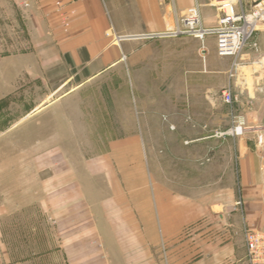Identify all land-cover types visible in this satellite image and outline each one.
Masks as SVG:
<instances>
[{
	"label": "rangeland",
	"instance_id": "obj_1",
	"mask_svg": "<svg viewBox=\"0 0 264 264\" xmlns=\"http://www.w3.org/2000/svg\"><path fill=\"white\" fill-rule=\"evenodd\" d=\"M201 1L207 27H212L217 12L207 0ZM47 30L45 19L38 23L29 8L24 14L13 0H0V45L20 43L21 50L29 51L35 35ZM46 43L44 37V47ZM253 43L257 51L251 48ZM150 48V55L144 49V57L134 62L139 68L125 61L122 68L85 82L69 95L56 86L58 80L39 85L19 77L10 96L2 98L0 256L4 262L67 264L66 235L56 231L51 211L65 193L78 190L97 220L105 203L116 198L122 203L125 191L112 189L108 170L99 161L110 144L129 139L121 134L132 128L143 134L137 140L150 191L151 180L188 196L225 186L216 181L228 160L236 163L238 139L249 129L264 155L260 140L264 137V25L257 27L237 58V71L231 58L217 56L212 37L166 39V57L159 59L157 49ZM157 60L166 61V68L142 66ZM226 88L232 93L230 103L222 97ZM237 120L243 122L242 136L230 133ZM216 133L228 136L194 140ZM80 202L75 199L74 206L78 208ZM154 252L156 261L166 264V239L159 240Z\"/></svg>",
	"mask_w": 264,
	"mask_h": 264
},
{
	"label": "crops",
	"instance_id": "obj_2",
	"mask_svg": "<svg viewBox=\"0 0 264 264\" xmlns=\"http://www.w3.org/2000/svg\"><path fill=\"white\" fill-rule=\"evenodd\" d=\"M13 1L24 14L29 8L41 25L44 18L48 30L35 35L29 51L21 50L20 43L2 41L0 103L19 77L39 85L58 80L56 86L69 95L85 82L122 68L125 61L139 68L134 62L144 57V49L150 55V47L156 48L157 59L166 57V39L176 42L184 36L158 35L173 30L176 17L195 4L207 27L201 0ZM153 63L142 66L166 68L164 60ZM216 134L194 140L228 136ZM142 135L139 128L122 133L129 139L110 144L99 161L108 170L112 189L125 191L122 203L116 198L101 204L97 220L78 190L65 193L51 211L56 231L66 235L67 264H160L154 252L160 239H166V264H249L245 233L264 234V155L254 131L238 139L236 163L224 164L216 183L225 186L201 196L176 194L152 180L150 191L137 140ZM75 199L81 201L78 208ZM0 264L9 263L0 256Z\"/></svg>",
	"mask_w": 264,
	"mask_h": 264
},
{
	"label": "built area",
	"instance_id": "obj_3",
	"mask_svg": "<svg viewBox=\"0 0 264 264\" xmlns=\"http://www.w3.org/2000/svg\"><path fill=\"white\" fill-rule=\"evenodd\" d=\"M208 4L217 12L214 26H203L200 6L195 4L176 17L173 30L159 34L158 37L187 36L200 41L206 37H212L217 56L231 58L233 60L232 68L237 71L239 67L236 62L237 58L248 45L257 27L264 25V0H208ZM57 6L60 7V4L57 3ZM251 48L257 51V44L253 43ZM231 70L229 77L233 78L234 74ZM222 97L225 103L232 101L230 88L222 91ZM243 132V122L237 120L230 133L242 136ZM245 247L249 264L264 262L263 233L247 231Z\"/></svg>",
	"mask_w": 264,
	"mask_h": 264
},
{
	"label": "bare ground",
	"instance_id": "obj_4",
	"mask_svg": "<svg viewBox=\"0 0 264 264\" xmlns=\"http://www.w3.org/2000/svg\"><path fill=\"white\" fill-rule=\"evenodd\" d=\"M263 131H264V129H262ZM252 131V130H251ZM263 134H264V132H263ZM261 143L263 144L264 143V137H263V135L261 136Z\"/></svg>",
	"mask_w": 264,
	"mask_h": 264
}]
</instances>
